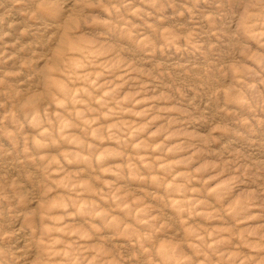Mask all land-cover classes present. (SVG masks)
I'll return each mask as SVG.
<instances>
[{
	"label": "rangeland",
	"instance_id": "obj_1",
	"mask_svg": "<svg viewBox=\"0 0 264 264\" xmlns=\"http://www.w3.org/2000/svg\"><path fill=\"white\" fill-rule=\"evenodd\" d=\"M38 1L0 0V264H264V0L62 6L71 71Z\"/></svg>",
	"mask_w": 264,
	"mask_h": 264
},
{
	"label": "bare ground",
	"instance_id": "obj_2",
	"mask_svg": "<svg viewBox=\"0 0 264 264\" xmlns=\"http://www.w3.org/2000/svg\"><path fill=\"white\" fill-rule=\"evenodd\" d=\"M23 1V0H21ZM91 1V0H90ZM119 0H103L104 2V7L106 8V10H111L113 9V4H115L117 7L120 6V7H123V5L125 3H120V2H117ZM6 3V1L4 2ZM34 5V4H33ZM61 6V7H60ZM62 6H65L66 8V11H67V15L65 17H72L74 16L75 17V20H78L80 19L81 17L84 16V12L86 10V8L88 7V4L86 2H84L83 0H39L38 2H36V10H41L40 14L44 17H48V18H53V22H52V25H53V31H55V37L54 39L52 40V45H53V48H52V58L54 60V65L52 67V69L54 70H58L59 67H60V64L63 63L66 67V71L67 69L69 71H71V67L72 65H74V61L76 58H81L84 54L86 53H89L90 51L89 50H85V49H82V48H79V45L77 43V33L75 32V26L71 23V21L69 23H65L63 22L64 26L61 25V21L56 20V16H57V13L59 11L60 8H62ZM4 7V6H2ZM1 5H0V16H3V14L5 13V10L8 9L6 7V9L2 8ZM30 8V7H29ZM28 8V9H29ZM33 8V7H32ZM23 10V9H22ZM32 10V9H31ZM9 11V10H8ZM30 12V11H29ZM33 12V11H32ZM9 13V12H8ZM6 14L8 15L7 17H10L9 14ZM112 13V12H111ZM88 14V13H87ZM13 16V15H12ZM100 16V15H99ZM14 17V16H13ZM96 17V16H95ZM89 18V16H88ZM17 19V18H16ZM16 19H4L5 20V25H7V28H11V30L14 31V33H12L11 35H14L18 29H20V25L21 23L17 22ZM19 19V18H18ZM7 20V21H6ZM3 23V22H2ZM46 23V22H45ZM40 24V23H39ZM118 24V23H116ZM26 25V24H25ZM37 25V23H36ZM35 25V26H36ZM124 25V24H123ZM30 26V25H29ZM39 26V25H38ZM45 26H49L50 27V24H46ZM57 29H56V28ZM24 28V27H23ZM22 28V29H23ZM31 28V27H30ZM37 28V27H36ZM44 28V27H43ZM43 28H39V30L37 31H42ZM41 29V30H40ZM51 29V28H50ZM8 30V29H7ZM33 30V29H32ZM44 30V29H43ZM10 31V30H9ZM25 31V30H24ZM22 31V32H24ZM29 31V30H28ZM36 31V32H37ZM48 30H45V34ZM2 32V30H1ZM7 32V31H6ZM30 32V31H29ZM49 32V31H48ZM18 33V32H17ZM49 34V33H48ZM6 35V34H5ZM16 35V34H15ZM50 35V34H49ZM53 35V33H52ZM91 35V34H90ZM7 36H8V33H7ZM43 36V35H42ZM47 36V35H46ZM9 37V36H8ZM11 37V36H10ZM9 37V39H10ZM14 37V36H13ZM12 37V38H13ZM44 37V36H43ZM17 38V36H16ZM16 38L14 39L16 41ZM7 39V38H6ZM42 39V38H41ZM20 40V39H19ZM42 41V40H41ZM23 42V41H22ZM11 43V41H10ZM29 43V42H28ZM40 43V42H39ZM13 44V43H12ZM29 45V44H28ZM34 45V44H33ZM14 46V45H13ZM16 46V44H15ZM14 46V47H15ZM38 46V45H37ZM19 47V46H18ZM26 47V46H24ZM29 47V46H28ZM31 47V46H30ZM29 47V48H30ZM31 49V48H30ZM39 49V48H38ZM41 49V48H40ZM33 50V49H31ZM18 51V50H17ZM20 54V53H19ZM6 56V55H5ZM45 56V55H44ZM47 56V55H46ZM4 57V56H3ZM17 57V56H15ZM35 57V56H34ZM46 60V59H45ZM59 66V67H58ZM16 67V66H15ZM11 72V71H10ZM21 72V71H20ZM23 74V73H22ZM41 74V72H40ZM24 76V75H23ZM30 76V75H29ZM31 77V76H30ZM17 79V78H16ZM20 81V80H19ZM39 81V80H38ZM22 82V81H21ZM35 82V81H34ZM37 84V82H36ZM35 84V85H36ZM26 86V85H25ZM25 86H21L22 88ZM20 87V86H18ZM20 87V88H21ZM21 88V89H22ZM18 89V88H17ZM23 90V89H22ZM26 90V88H25ZM24 90V91H25ZM56 169V168H55ZM1 172V171H0ZM1 174V173H0ZM5 175V174H4ZM8 176V175H7ZM17 176V175H16ZM21 176V175H20ZM14 177V176H13ZM30 177V176H28ZM17 178V177H16ZM31 178V177H30ZM10 179V178H9ZM7 181V180H6ZM3 182V181H2ZM26 187V186H25ZM20 189V188H19ZM28 189V188H27ZM21 191V190H20ZM23 191V190H22ZM25 191V190H24ZM23 191V192H24ZM28 191V190H27ZM30 192V191H29ZM25 193V192H24ZM25 195V194H24ZM38 197V196H37ZM12 198V197H11ZM27 200V199H26ZM31 200V199H30ZM15 201V200H14ZM28 204V202H27ZM30 204V203H29ZM5 222V221H4ZM38 223V222H37ZM97 224V223H96ZM16 231V230H15ZM13 232V231H12ZM19 233V232H18ZM23 233V232H22ZM92 234V233H91ZM21 236V235H20ZM107 236V235H106ZM59 237V236H58ZM14 241V240H13ZM16 243V242H15ZM15 245V244H14ZM13 247V246H12ZM18 254V253H17ZM24 254V253H23ZM35 256V255H34ZM33 258V257H32Z\"/></svg>",
	"mask_w": 264,
	"mask_h": 264
}]
</instances>
